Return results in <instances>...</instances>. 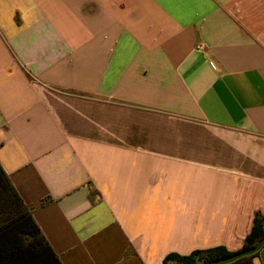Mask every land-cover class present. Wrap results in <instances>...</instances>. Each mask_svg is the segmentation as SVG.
I'll use <instances>...</instances> for the list:
<instances>
[{"label": "crops", "instance_id": "1", "mask_svg": "<svg viewBox=\"0 0 264 264\" xmlns=\"http://www.w3.org/2000/svg\"><path fill=\"white\" fill-rule=\"evenodd\" d=\"M0 166L62 264L238 250L264 215V0H0Z\"/></svg>", "mask_w": 264, "mask_h": 264}, {"label": "trees", "instance_id": "2", "mask_svg": "<svg viewBox=\"0 0 264 264\" xmlns=\"http://www.w3.org/2000/svg\"><path fill=\"white\" fill-rule=\"evenodd\" d=\"M264 237V215L255 211L242 246L229 251L223 246L196 249L188 254H167L160 264H205L254 246ZM258 252V251H257ZM243 256L228 264L250 263L257 255ZM0 264H62L32 217L7 174L0 166Z\"/></svg>", "mask_w": 264, "mask_h": 264}, {"label": "water", "instance_id": "3", "mask_svg": "<svg viewBox=\"0 0 264 264\" xmlns=\"http://www.w3.org/2000/svg\"><path fill=\"white\" fill-rule=\"evenodd\" d=\"M264 246V237H262L254 246L243 249L241 251H237L233 254L223 256L217 259L210 260L206 262L205 264H228L231 263L243 256L251 255L256 253L258 250H260Z\"/></svg>", "mask_w": 264, "mask_h": 264}]
</instances>
